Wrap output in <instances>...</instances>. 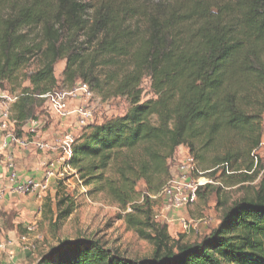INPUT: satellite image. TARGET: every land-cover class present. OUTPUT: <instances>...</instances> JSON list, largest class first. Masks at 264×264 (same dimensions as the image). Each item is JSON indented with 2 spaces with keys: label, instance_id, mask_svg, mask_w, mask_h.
<instances>
[{
  "label": "trees",
  "instance_id": "1",
  "mask_svg": "<svg viewBox=\"0 0 264 264\" xmlns=\"http://www.w3.org/2000/svg\"><path fill=\"white\" fill-rule=\"evenodd\" d=\"M34 59L39 68L29 73ZM61 61L64 86L84 82L131 104L125 116L90 125L69 165L154 250L133 260L80 238L37 264H264V173L254 195L224 208L200 242L173 239L152 199L181 147L210 176L239 160L250 173L264 167L252 156L264 144V0H0V91H20L18 129L40 120L42 97L59 90ZM146 79L157 98L142 102ZM56 208L59 223L75 202L58 191Z\"/></svg>",
  "mask_w": 264,
  "mask_h": 264
},
{
  "label": "rangeland",
  "instance_id": "2",
  "mask_svg": "<svg viewBox=\"0 0 264 264\" xmlns=\"http://www.w3.org/2000/svg\"><path fill=\"white\" fill-rule=\"evenodd\" d=\"M152 1L157 2L158 0ZM65 65L66 62L61 61L55 69L59 90L68 89L63 85ZM38 68L39 61L34 59L28 72H34ZM6 88L13 90L11 86H6ZM142 89V102L157 98L152 90L150 79L144 81ZM14 93L20 94V91L17 90ZM80 106L89 110L92 116L85 125L81 124L80 117L76 113H73L68 120L64 119L69 121L71 126L62 128L66 129L60 134L62 139L69 137L75 141L87 131L90 125L103 124L123 117L131 110V104L126 98L110 97L98 92H94V97L91 100L75 102L72 105L73 111ZM45 107L37 113V117L42 122V129L39 133H45L55 124V128L67 125V121L62 122L59 117L50 114ZM262 133L264 135V118ZM16 134L19 138H24L26 135L18 128ZM55 153L61 156V153ZM187 153H189V149L181 147L176 153L179 157L169 162L172 175L176 173L179 159ZM254 153L264 161V148L261 147ZM212 157L213 155H210L208 158L212 159ZM59 167H61L58 169L59 171L65 170L66 178L54 180L48 192L40 195L18 194L19 197L13 198L6 206L5 204L0 206L2 207L0 210V244H11L9 248H17L22 252L26 246H31L28 250L31 254L27 256V259L19 255V251H17L14 254H9L8 260L9 257L16 254L19 257L14 256L15 258L9 260L8 264H37L42 255L48 253L60 242L80 238L99 240L106 248L112 249L128 259L143 260L152 256L153 246L126 229L124 222L120 220L121 212L104 194L92 193V188L85 187L80 181L77 171L68 164H60ZM197 167L200 172L212 179L214 184L200 191L201 195L198 196L196 203L173 211L166 207L162 198L153 199L155 220L168 225L169 233L173 239L178 240L183 237L186 243L200 242L218 226L224 208L232 206L234 202L243 198L252 197L264 173V167L260 168V166L254 173L248 172L241 160L233 162L228 170L220 167L215 176H210L209 173L213 170H209V167L206 168L200 162H197ZM246 176L252 179L247 178V181L244 182ZM144 187V184H141L140 190L143 191ZM58 191L63 196H69L75 202L74 212L59 223L56 222L54 216L57 213L56 194ZM182 219L185 222H182ZM22 237H27L28 243L24 244L21 241Z\"/></svg>",
  "mask_w": 264,
  "mask_h": 264
},
{
  "label": "built area",
  "instance_id": "3",
  "mask_svg": "<svg viewBox=\"0 0 264 264\" xmlns=\"http://www.w3.org/2000/svg\"><path fill=\"white\" fill-rule=\"evenodd\" d=\"M93 97L94 91H92L90 86L84 82H79L73 88L57 90L42 98L46 99V109L50 114L64 120L68 119L73 113H76L80 117L81 124L85 125L92 116L91 112L82 106L73 111L72 105L79 101L86 102ZM18 100L19 94L0 91V131L4 137L0 143V165L4 153L13 150L15 147H20L25 150L34 148L45 153H61L59 159L47 162L44 165L45 175L44 179L40 181L30 178L20 182L16 172L12 174L11 182L14 183V191L17 194L40 195L50 190L54 180H64L66 178L65 170L59 171L58 166L60 164L69 165L73 158V145L75 141L69 137L60 140L58 144L44 140H36L35 137H37L39 131L42 129V122L39 119L31 120L25 127L28 130V134L34 138H19L16 134L17 122L14 120L13 113V107ZM261 147L264 148V144ZM178 157L175 154L173 159L175 160ZM253 158L257 163L258 155L253 153ZM8 167L10 169L14 168L10 157ZM226 168L228 170V166ZM175 172L159 194L152 197L154 200L162 198L166 207L173 211L181 210L196 203L200 189L214 184L212 179L198 170L197 161L190 152L179 159ZM182 222L185 221L182 219ZM21 241L26 244L28 243V238L22 237ZM7 247L8 244L3 243L0 245V250L5 251ZM30 247L26 246L25 249L30 250Z\"/></svg>",
  "mask_w": 264,
  "mask_h": 264
},
{
  "label": "crops",
  "instance_id": "4",
  "mask_svg": "<svg viewBox=\"0 0 264 264\" xmlns=\"http://www.w3.org/2000/svg\"><path fill=\"white\" fill-rule=\"evenodd\" d=\"M68 120V119H67ZM67 120H61L67 121ZM59 119L57 120V122ZM67 125H63L62 127H54L50 128V130L46 131L45 133L41 134L38 133L36 140H44L48 141L54 144H58L62 138L60 137V134L63 133L62 129L63 127L69 128L70 122H66ZM58 130V131H57ZM23 132H25L26 135H24V138H34L30 135L28 137V130L27 128L22 129ZM3 133L0 131V143L3 141ZM60 154L51 152V153H45L42 151L35 150L34 148L30 149H22L20 147H15L13 150L7 151L2 156L1 165H0V206H5L7 203H9L13 198L19 197L18 194L14 191V183L11 182V176L14 172H16L18 180L20 182L25 181L27 179H35L37 181H40L44 179L45 175V167L44 165L47 162L50 161H56L59 159ZM9 157L12 160V164L14 165V168H9ZM61 168L58 166V169ZM54 183V182H52ZM8 208V207H6ZM9 208H11L9 206ZM2 207H0V210ZM5 212V211H4ZM1 245V244H0ZM11 244H8V248L6 251L0 250V264H8L9 260H13L15 257L18 258V254L14 255L13 257H9V254H14V252L19 251V255H22L23 258L27 259V256H29L31 253L27 249H23V252L18 250L17 248H9Z\"/></svg>",
  "mask_w": 264,
  "mask_h": 264
}]
</instances>
